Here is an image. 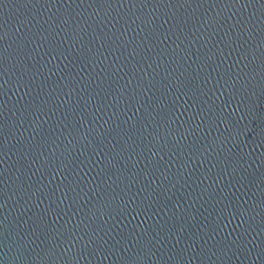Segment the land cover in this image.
<instances>
[{
	"label": "water",
	"instance_id": "water-1",
	"mask_svg": "<svg viewBox=\"0 0 264 264\" xmlns=\"http://www.w3.org/2000/svg\"><path fill=\"white\" fill-rule=\"evenodd\" d=\"M0 264H264V0H0Z\"/></svg>",
	"mask_w": 264,
	"mask_h": 264
}]
</instances>
